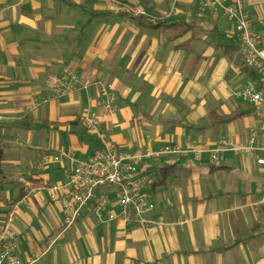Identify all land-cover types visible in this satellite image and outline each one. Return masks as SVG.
<instances>
[{
    "label": "crops",
    "instance_id": "obj_1",
    "mask_svg": "<svg viewBox=\"0 0 264 264\" xmlns=\"http://www.w3.org/2000/svg\"><path fill=\"white\" fill-rule=\"evenodd\" d=\"M243 1L264 41V0ZM134 3L159 21L117 16ZM59 76L69 87L54 97L49 81ZM251 80L264 86L243 65L233 23L201 11L198 0H0V229L12 213L18 257L264 264V171L256 163L264 153L236 150L251 138L257 148L264 143V121L241 96ZM102 88L114 97V116L99 103ZM235 115L227 123L213 118ZM84 116H97L98 130L125 155L163 146L201 151L140 163L152 228L132 210L122 214L115 190L106 189L101 218L92 201L64 230L61 192L49 188L65 186L75 165L102 147ZM223 141L230 146L212 166L210 151Z\"/></svg>",
    "mask_w": 264,
    "mask_h": 264
},
{
    "label": "built area",
    "instance_id": "obj_2",
    "mask_svg": "<svg viewBox=\"0 0 264 264\" xmlns=\"http://www.w3.org/2000/svg\"><path fill=\"white\" fill-rule=\"evenodd\" d=\"M198 8L201 11L220 12L233 23L244 67L256 78L264 79V41L251 26V20L244 8V1L235 0L231 3L229 0H198ZM130 10L132 12H127L136 18L148 19L154 24L159 21L152 18L141 6ZM260 23L264 24V19ZM71 80L75 79L72 77ZM49 83L54 97L63 96L69 87V80L65 77L50 78ZM241 96L253 107L257 118L264 121V86L258 85L253 80L248 81L241 91ZM113 98L110 90L101 89L99 103L105 113L110 116H114L117 112ZM81 123L88 131L99 135L102 147L94 151L86 160L75 165L65 186L49 188V192H61L60 203L63 208L64 230H69L75 225L82 209L92 201H94L95 216L101 218L109 205L108 198L100 193L106 189L115 190L118 198L117 204L122 214L126 215L128 210H132L142 228L145 230L152 228L153 221L144 217L152 210V205L143 193L148 179L139 166L140 163L148 159H159L167 155H179L186 152L198 155L201 151L194 149L183 151L179 147L163 146L156 150L145 148L133 155H125L118 152L98 130L97 116H84L81 118ZM229 146L228 141H223L222 149L210 151L209 160L212 166L219 165L221 152ZM236 150L241 152L258 150L264 153V143L257 148L254 146V139L251 138L247 146H241ZM256 163L264 171V155L258 157ZM13 218L14 215L9 213L5 224L0 229V264H32L34 261L24 262L17 255V238L11 227ZM107 219L114 220V213L110 212Z\"/></svg>",
    "mask_w": 264,
    "mask_h": 264
},
{
    "label": "trees",
    "instance_id": "obj_3",
    "mask_svg": "<svg viewBox=\"0 0 264 264\" xmlns=\"http://www.w3.org/2000/svg\"><path fill=\"white\" fill-rule=\"evenodd\" d=\"M128 15L129 16H132L130 13H120V14H117V16H124V17H127ZM102 16H106V15H102ZM94 17H96V16L94 15ZM140 19L141 20L139 21V23L141 25H145L144 23L141 22L143 18H140ZM146 26L149 27V28H152V29H155V28L160 27L159 25L158 26H153V25H151V23L146 24ZM239 117H240L239 115H235V116H232V117H229V118H226V117L225 118H223V117L217 118V117L213 116V118L215 120V123H227V122L233 121V120H235V119H237ZM28 122L30 123L31 120H29L28 118H25V119H23L22 124H24L25 126H27ZM64 125H67V124H64ZM72 125H77V122H73ZM26 128H28V127H26ZM3 161H4V154H3L2 149L0 148V180H1V177L3 175V172H2V169H1L2 168Z\"/></svg>",
    "mask_w": 264,
    "mask_h": 264
},
{
    "label": "rangeland",
    "instance_id": "obj_4",
    "mask_svg": "<svg viewBox=\"0 0 264 264\" xmlns=\"http://www.w3.org/2000/svg\"><path fill=\"white\" fill-rule=\"evenodd\" d=\"M139 1H140V0H139ZM148 1H150V0H148ZM137 6H141V5H139L138 3H134V5H132V6H130V7L124 6V7H123V10H124V11H130V12H132L130 9H133V8H135V7H137ZM144 6L147 7L145 4H144ZM144 6H143V7H144ZM145 7H144V8H145ZM145 9H146V8H145ZM151 17L154 18L155 20H158V19H157L155 16H153L152 14H151Z\"/></svg>",
    "mask_w": 264,
    "mask_h": 264
}]
</instances>
